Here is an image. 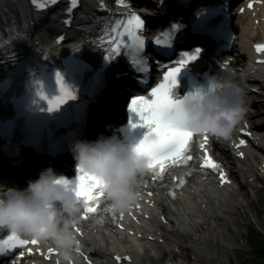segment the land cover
<instances>
[{"label": "clouds", "instance_id": "1", "mask_svg": "<svg viewBox=\"0 0 264 264\" xmlns=\"http://www.w3.org/2000/svg\"><path fill=\"white\" fill-rule=\"evenodd\" d=\"M176 100L183 127L219 138L232 136L245 110L244 91L229 77L212 76L207 85ZM140 141L129 144L119 135L102 134L70 145L77 176L84 172L99 178L107 204L115 211L130 209L141 197L138 180L150 170V157L138 150ZM77 188L78 179L72 184L51 166L41 169L24 188L7 186L0 192V230L51 240L70 259L77 232L72 222L79 221L85 206Z\"/></svg>", "mask_w": 264, "mask_h": 264}, {"label": "bare ground", "instance_id": "2", "mask_svg": "<svg viewBox=\"0 0 264 264\" xmlns=\"http://www.w3.org/2000/svg\"><path fill=\"white\" fill-rule=\"evenodd\" d=\"M26 8L25 0H0V10L6 13L20 15L26 11ZM257 10H260V13L256 16ZM257 10L252 20L246 19L244 14L238 16L236 24L239 34L235 46L238 56L252 62L251 66L256 72V82L264 89V64H254L253 59L249 57V44L256 29L260 28L264 31V6L258 7ZM256 18L261 20L259 25L253 22ZM46 30L45 28L36 30V37L44 47L52 49L54 44L46 35ZM71 45L70 42H65L59 49L70 48ZM261 113L263 112L257 117ZM99 120L97 118L95 121ZM250 155L252 156L239 165L246 178V182H241L240 187H237L238 176L233 168L231 169L233 183L225 189H218L214 184L196 178L172 203L161 197V200L157 201V206L149 210L150 215L146 220H135L138 216L136 215L126 221V229L116 232L102 228L92 230L85 244L92 248L95 264H154L152 261L160 260L165 250L170 251L173 256L174 253H179L180 247L193 248L197 253L196 258L203 260L202 253L208 251L205 245L212 240L226 248L227 244L221 240V235L226 226L231 227L232 221L237 223L235 218L244 205L241 197L251 191L259 192L252 179L255 175L263 174L261 172L264 171L262 168L264 159L256 161L253 151ZM6 187L0 182V191H5ZM248 187L251 190H248ZM232 197L237 202L232 201ZM162 214L168 221L164 226L161 225ZM186 236L192 238L187 241L189 244H183ZM166 264L185 263L181 259L175 261L170 258Z\"/></svg>", "mask_w": 264, "mask_h": 264}, {"label": "snow or ice", "instance_id": "3", "mask_svg": "<svg viewBox=\"0 0 264 264\" xmlns=\"http://www.w3.org/2000/svg\"><path fill=\"white\" fill-rule=\"evenodd\" d=\"M52 2L54 3L55 0H52ZM76 3L77 0H72L73 5ZM68 11L71 12L72 9L69 8ZM144 25V19L135 13L128 14L126 21L117 20L116 29H114L116 36L110 40L111 46L109 47L108 59L111 60L112 55L120 51L128 37L131 38V42L136 48H141L144 44V37L138 34V30L145 28ZM170 42L171 39L162 40L159 37L155 41L159 45H166ZM256 48L257 50H264V44H257ZM200 51V49H196L190 53H183L182 58L175 61V67L167 66V71L164 72V78L160 83L155 87L149 85L150 95H133L129 105L131 112L137 114L141 122L149 128V132L145 134L137 148L150 157L149 171L152 173L151 179L153 181L163 180L165 173H168L177 182L175 186H180L183 181L180 175L175 174V168L180 165H188L189 162L193 161L194 155L199 149H204L205 152L208 151L205 148V143L208 139L207 133H199V135L194 136L195 133L182 126V117L176 107L180 101L176 100L172 95V89L178 83L177 75L181 68L189 61L196 59ZM134 64L138 66L139 72L146 73L148 71L146 59L143 64L139 60L134 61ZM161 67L166 66L161 65ZM143 79L146 81L147 76H144ZM57 80H62L60 73H57ZM60 90L62 95L56 97L55 107H59L69 98L74 97V94L66 89L63 84L60 85ZM49 103L53 102L49 101ZM49 110H52V108H49ZM133 127H135V124H133ZM244 143L246 141L241 139L236 146L239 147V145ZM240 155H243V153H240ZM195 159L199 161L198 156ZM200 163L203 166L219 169V165L210 155L205 157ZM220 174L221 176L225 175L223 172ZM77 192L85 200V206L81 213L85 218H88L91 213H97L101 202L106 200L101 181L88 173L81 172L78 177ZM171 194L173 196L176 195L175 191H172ZM108 208L113 210L110 205H108ZM72 223L74 226L76 225V221ZM76 231L79 232L80 229L77 227ZM28 243H47V251L49 253L58 251L51 240L42 241L32 238L29 241L23 239L18 233L11 231L6 241H0V254L5 253L8 249L16 248L17 245L24 246ZM28 251L31 252L32 249L29 248Z\"/></svg>", "mask_w": 264, "mask_h": 264}, {"label": "rangeland", "instance_id": "4", "mask_svg": "<svg viewBox=\"0 0 264 264\" xmlns=\"http://www.w3.org/2000/svg\"><path fill=\"white\" fill-rule=\"evenodd\" d=\"M255 183L259 192L251 191L248 192V195L241 197L244 205L235 218L237 223L232 221L231 227L226 226L227 228H224L221 240L227 244L226 248L219 242L216 243L215 240H212L205 245L208 251L202 253L203 260L196 258L197 253L193 248L180 247L179 253H174L172 256L170 251L165 250L160 260H153L152 262L154 264H166L170 258L175 261L181 259L185 264H195V262H197L196 264H242L248 261L254 255L249 249V246L252 245L249 240V224L255 225L264 233L262 231L264 230V177H260ZM223 235L225 236L223 237ZM191 239V237L186 236L183 244H189L187 241Z\"/></svg>", "mask_w": 264, "mask_h": 264}, {"label": "trees", "instance_id": "5", "mask_svg": "<svg viewBox=\"0 0 264 264\" xmlns=\"http://www.w3.org/2000/svg\"><path fill=\"white\" fill-rule=\"evenodd\" d=\"M249 240L252 244L250 247L254 255L242 264H264V233L254 226H250Z\"/></svg>", "mask_w": 264, "mask_h": 264}]
</instances>
